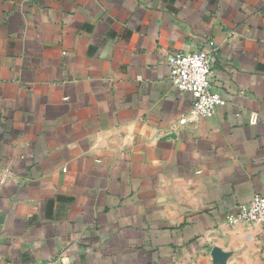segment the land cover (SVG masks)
<instances>
[{
	"label": "crops",
	"instance_id": "obj_1",
	"mask_svg": "<svg viewBox=\"0 0 264 264\" xmlns=\"http://www.w3.org/2000/svg\"><path fill=\"white\" fill-rule=\"evenodd\" d=\"M213 40L197 121L167 59ZM0 264H264V0H0Z\"/></svg>",
	"mask_w": 264,
	"mask_h": 264
},
{
	"label": "built area",
	"instance_id": "obj_2",
	"mask_svg": "<svg viewBox=\"0 0 264 264\" xmlns=\"http://www.w3.org/2000/svg\"><path fill=\"white\" fill-rule=\"evenodd\" d=\"M213 40L206 42L202 49L194 52H173L168 56L167 69L169 84L190 97L188 115L180 122L208 119L215 115L226 101L212 89V73L215 68V47ZM0 179V186L5 182ZM228 226H264V195L256 194L250 202L236 206L225 218ZM45 264H59L48 261Z\"/></svg>",
	"mask_w": 264,
	"mask_h": 264
}]
</instances>
